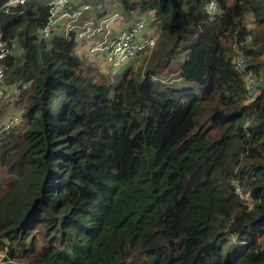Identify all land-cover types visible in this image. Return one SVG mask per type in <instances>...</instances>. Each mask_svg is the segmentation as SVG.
I'll return each mask as SVG.
<instances>
[{
	"label": "trees",
	"instance_id": "trees-1",
	"mask_svg": "<svg viewBox=\"0 0 264 264\" xmlns=\"http://www.w3.org/2000/svg\"><path fill=\"white\" fill-rule=\"evenodd\" d=\"M8 1L4 83L21 113L0 128V252L25 264H264V0H122L185 59L171 69L155 48L145 74L127 65L115 82L73 36H42L51 0ZM238 51L262 80L253 102Z\"/></svg>",
	"mask_w": 264,
	"mask_h": 264
},
{
	"label": "built area",
	"instance_id": "built-area-1",
	"mask_svg": "<svg viewBox=\"0 0 264 264\" xmlns=\"http://www.w3.org/2000/svg\"><path fill=\"white\" fill-rule=\"evenodd\" d=\"M27 0H9V6L24 4ZM81 0H51L49 17L41 31L44 38L53 36H73L78 43L90 46L89 54L103 58L106 65L112 69L124 68L129 63L140 58L148 63L156 46L155 34L148 31V19L139 17L131 26L115 31V24L119 16L105 18L100 21L87 20L85 14L91 9L89 5L75 7ZM217 12V3L210 2L208 14L213 19ZM11 54L10 48L0 39V101H12L16 98L15 86L9 87L4 83V62ZM237 71L244 76L248 101L253 102L259 95L260 77L248 70V58L242 51H238L235 57ZM20 119H11L6 123V129L11 128ZM236 191L242 194V190L236 186ZM16 262L7 252H0V264Z\"/></svg>",
	"mask_w": 264,
	"mask_h": 264
},
{
	"label": "rangeland",
	"instance_id": "rangeland-1",
	"mask_svg": "<svg viewBox=\"0 0 264 264\" xmlns=\"http://www.w3.org/2000/svg\"><path fill=\"white\" fill-rule=\"evenodd\" d=\"M83 2L87 3V5L91 7V9L86 12V17L87 19H90V20H95L98 17V14L104 15V13H106L105 14L106 16H110V15L114 16V14H116L122 19H124L125 22L129 23L133 18H136L139 16V11L126 10L122 3V0H83ZM130 2L136 3L138 2V0H131ZM245 23L252 30H256L257 25L255 24V19L252 14H249L246 17ZM151 28L155 30L156 25L152 24ZM154 32L157 38V47H156L158 51L157 58H160V56L161 58H167L170 61L171 69L178 67V65H180V62H182L185 59V52L180 51V52L173 53V50L176 44V39L171 37L164 30L163 27L161 29L160 28L156 29V31ZM148 63L145 61V58L144 59L140 58L134 62L129 63L128 65L133 67V69L137 71L136 73H138V71H141L143 74H145L147 71L146 68L149 67ZM100 71L109 74L110 79L113 82H115L117 81L118 76L122 71V68L112 69L111 67L107 66L106 63L103 62V59H102L100 60ZM170 79H175V77L170 78ZM170 79H168L167 81L170 82L171 81ZM261 82L262 80L260 81V84ZM172 85L174 87H182V89L191 88L192 91H194L197 95H200V89L198 85H196L195 83H190L187 81L182 82V81L176 80L173 82ZM20 113L21 112L18 111V109H16L15 105L12 102H8L6 100L0 101V128H1V125H4L9 120H11V117L19 115ZM135 150H137V148ZM7 176L8 175L5 172V170L0 167V185H3L6 182ZM3 264H25V263L21 260L20 261L16 260V262H8V263L4 262Z\"/></svg>",
	"mask_w": 264,
	"mask_h": 264
},
{
	"label": "crops",
	"instance_id": "crops-1",
	"mask_svg": "<svg viewBox=\"0 0 264 264\" xmlns=\"http://www.w3.org/2000/svg\"><path fill=\"white\" fill-rule=\"evenodd\" d=\"M84 5H87V3L83 2V0H81V1L78 2L77 5H75V7H82V6H84ZM114 15H116V14H114ZM141 16H142V15H141ZM85 18H87V17H86V14H85ZM136 19H137V17H136V18H133L129 23H127V22L124 21V19H122L121 17H119V21L115 24V31H119L121 28H124V27H128V26H130V25L132 24V22H133L134 20H136ZM87 20H90V19H87ZM95 20H96V19H95ZM148 31H150L151 33L154 32V31H153V28H151L150 25H149V29H148ZM85 46H86V49L89 50L90 46L87 45V44H85ZM101 59H103V58H101ZM103 62H105L104 59H103Z\"/></svg>",
	"mask_w": 264,
	"mask_h": 264
}]
</instances>
